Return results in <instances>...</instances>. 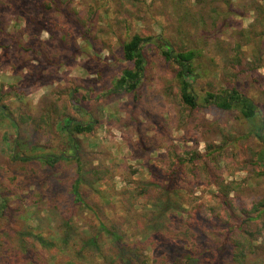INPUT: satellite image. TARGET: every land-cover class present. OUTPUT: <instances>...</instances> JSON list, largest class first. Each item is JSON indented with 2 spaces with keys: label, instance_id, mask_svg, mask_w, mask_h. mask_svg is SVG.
<instances>
[{
  "label": "rangeland",
  "instance_id": "rangeland-1",
  "mask_svg": "<svg viewBox=\"0 0 264 264\" xmlns=\"http://www.w3.org/2000/svg\"><path fill=\"white\" fill-rule=\"evenodd\" d=\"M259 4L0 0V264H264ZM133 35L152 37L141 82L114 91ZM157 36L196 52L194 109ZM231 88L260 116L204 102ZM65 118L93 130L69 138Z\"/></svg>",
  "mask_w": 264,
  "mask_h": 264
},
{
  "label": "trees",
  "instance_id": "trees-1",
  "mask_svg": "<svg viewBox=\"0 0 264 264\" xmlns=\"http://www.w3.org/2000/svg\"><path fill=\"white\" fill-rule=\"evenodd\" d=\"M255 11L264 14V5H257ZM253 27V26H252ZM152 41V37L142 38L139 35H133L130 40L123 45L122 54L125 61L130 62L133 65L132 69L124 70L121 76L115 81L114 91H124V92H136L138 86L141 82L142 73L144 70V58H143V46L146 43ZM154 42L162 48L161 54L166 61L173 62L177 65L178 70L176 74L177 81L179 82L180 98L184 105L194 109L197 106L196 96L193 92V81L197 76L195 74L194 63L196 60V52L194 50L175 52L171 48L170 44L164 40L162 37L157 36ZM260 45V44H259ZM204 102L215 106L217 109L222 111L237 110L240 115L248 120L253 121L256 117L260 116V112L255 104L246 96H244L239 90L235 88L224 89L218 94L207 93L204 97ZM64 132L71 138L74 135H82L85 133H90L93 130V123H80L75 122L71 118H65L63 120ZM256 135L264 143V124L259 123L257 127ZM47 157V159H46ZM45 161L47 163H55L57 160L66 159L63 155L58 157L45 156ZM261 159L264 161V153ZM78 183L77 179L72 187V194L74 196L75 203H81L80 196L78 193ZM113 234V233H112ZM119 244L122 243V238H118L116 233L113 234ZM122 250V248H121ZM237 257L241 259L244 258L242 251L238 252ZM237 254V253H236ZM201 253L194 254H182L179 259L174 261L175 264H181L182 259L184 262L199 259Z\"/></svg>",
  "mask_w": 264,
  "mask_h": 264
}]
</instances>
